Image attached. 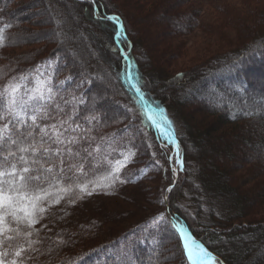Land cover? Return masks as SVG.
<instances>
[{"label": "trees", "instance_id": "1", "mask_svg": "<svg viewBox=\"0 0 264 264\" xmlns=\"http://www.w3.org/2000/svg\"><path fill=\"white\" fill-rule=\"evenodd\" d=\"M192 1L0 0V17L11 25L0 46V88L21 68L60 57L61 73L87 79L86 95L101 101L95 111L104 124L117 120L104 108L123 120L127 114L114 101L130 98L153 136L127 82L124 50L135 84L150 106L163 110L179 150L180 178L168 198L171 221L185 226L218 264H264V161L250 162L243 151L252 137L264 141V0H208L217 14L211 25ZM109 16L123 25L121 49ZM92 27L103 41H96ZM198 31L204 42L189 46ZM175 114L183 115V126ZM77 179L83 182L78 176L65 184ZM57 193L63 201L81 191ZM104 224L89 230L67 225L63 243L50 254L53 263L82 264L84 254L109 250L112 236L100 239Z\"/></svg>", "mask_w": 264, "mask_h": 264}, {"label": "rangeland", "instance_id": "2", "mask_svg": "<svg viewBox=\"0 0 264 264\" xmlns=\"http://www.w3.org/2000/svg\"><path fill=\"white\" fill-rule=\"evenodd\" d=\"M192 4L201 12V17L206 19L205 24H214V17L217 14L208 6V0H193ZM96 14V18H103L98 12ZM6 24L5 18L0 17V27ZM91 29L97 37L96 41H103V37L93 27ZM203 40H205L203 34L198 31L196 36L191 40L188 39V44L199 45L204 42ZM117 45L118 48L121 47L119 42ZM126 54L124 50L120 51L121 57L125 60H127L124 57ZM61 64L62 60L58 57L43 61L36 67L21 68L5 84L13 81V78L19 80L22 75L29 78L25 82L29 89L36 86L37 79L47 81L48 86L52 88V99L44 108L48 118L38 122L41 125L59 123L73 116L72 126L79 125V127L76 132L70 134L78 137L79 142L71 147L73 152L80 153L82 159L86 158L84 171L87 176L74 171L68 172L67 175L74 178L83 176V182L86 179L94 180L99 186L95 190H92L91 184L88 186L92 191L91 195L80 193L78 196L82 195V198L68 197L59 203H51L50 206L48 203L45 204L46 211L40 214L38 222L31 228L33 235L29 238H21L19 241L25 243L26 248L27 239L34 241L31 249L26 252L31 258L26 259L25 264H54L55 260L50 254L63 243L59 239L67 225L89 230L103 223L105 224L100 239L103 235L106 236L107 232L108 237L112 236L113 244L106 252L90 257L89 264H188L172 227L174 224L171 216L174 212L169 211L168 207L169 194L180 178L177 166L180 154L176 143L170 146L163 144L161 134L167 138L168 136L159 128H154L155 136H152L140 121L138 107L130 98H119L114 101L116 107H121L126 112V118L118 119L117 114L115 116L106 106L107 108L104 109L109 112L108 119L117 120L115 123L104 124L99 113L95 111L96 103L102 106L101 101L97 99L95 103L86 95L89 85L87 79L74 80L75 78L70 74L61 73ZM127 64L130 65V62ZM38 68L43 76L37 75ZM126 79L131 87L135 84V79L129 78L128 71ZM172 110L174 111L175 108ZM147 115L150 116L151 113L147 112ZM181 116L176 115L178 124L183 126ZM261 130L259 128L257 134H262ZM257 138L259 135L252 137L253 142L245 141L246 147L243 150L245 157L254 163L257 158L264 161V153L257 151L258 148L261 150L264 148V141H259ZM97 146L100 147L99 153L95 151ZM84 149H88L93 155L89 157ZM117 160L123 167L114 171ZM70 163H78V160L66 159L65 168ZM109 172H113V175L118 177L115 183H112L113 176H108ZM57 197L58 193L54 189L52 199ZM70 200L75 202L70 203ZM195 229L198 233L205 234V229L198 227ZM138 255L145 259L138 262L136 260Z\"/></svg>", "mask_w": 264, "mask_h": 264}, {"label": "snow or ice", "instance_id": "3", "mask_svg": "<svg viewBox=\"0 0 264 264\" xmlns=\"http://www.w3.org/2000/svg\"><path fill=\"white\" fill-rule=\"evenodd\" d=\"M106 19L119 23L116 16ZM10 26L6 24L0 27V46L3 44L4 31ZM122 33L123 25L120 24L119 31L115 33L117 42ZM37 75L43 76L39 68ZM28 80L22 75L19 80L13 78V81L0 88V121H3L0 123V264H25V260L31 258L26 252L34 241L27 239V248L25 243L19 241L33 235L31 228L38 222L40 214L46 211V203L50 206L63 198L58 196L52 199L53 189L59 193H69L73 187H78L82 194L91 195L88 186L91 184L92 190L99 186L94 180L88 179L82 183L77 179L75 184H65V180L74 178L69 177L68 172L87 176L84 171L86 158L82 159L80 153L73 152L71 147L79 142L78 137L70 134L76 132L79 125L72 126L73 116L59 123L41 125L38 121L48 118L44 108L52 99V88L46 80L37 79L36 86L29 89L25 83ZM132 87L144 101L140 87L137 84H132ZM147 112L151 113L148 118L156 127H161L162 122L169 126L164 134L175 143L171 122L164 117L163 110L148 107ZM84 151L89 157L93 155L88 149ZM95 151L99 153L100 147L97 146ZM66 159H76L78 163H70L65 168ZM177 162H180L179 159ZM120 167H123L121 162L115 161L114 171ZM108 176H113L112 183L118 179L113 172H109ZM77 198H82V195ZM172 227L178 233L188 264H218L204 244L194 239L184 226L174 224ZM92 254L89 252L81 256L79 259L82 264H89Z\"/></svg>", "mask_w": 264, "mask_h": 264}, {"label": "water", "instance_id": "4", "mask_svg": "<svg viewBox=\"0 0 264 264\" xmlns=\"http://www.w3.org/2000/svg\"><path fill=\"white\" fill-rule=\"evenodd\" d=\"M114 24L118 27V31H119V27H120V24L117 23V22H114ZM124 57L127 59L128 63H129V59L124 55ZM130 74H131V67L129 66V69H128V76L130 77ZM136 92V91H135ZM137 96L140 97V95H138V93L136 92ZM142 101V100H141ZM143 104H145V100L142 101Z\"/></svg>", "mask_w": 264, "mask_h": 264}, {"label": "bare ground", "instance_id": "5", "mask_svg": "<svg viewBox=\"0 0 264 264\" xmlns=\"http://www.w3.org/2000/svg\"><path fill=\"white\" fill-rule=\"evenodd\" d=\"M177 236V235H176ZM177 239H178V236H177Z\"/></svg>", "mask_w": 264, "mask_h": 264}]
</instances>
